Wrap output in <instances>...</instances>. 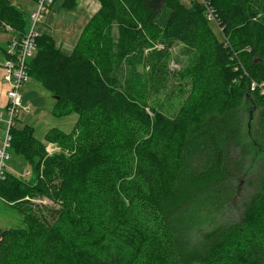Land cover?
Masks as SVG:
<instances>
[{
	"label": "trees",
	"instance_id": "1",
	"mask_svg": "<svg viewBox=\"0 0 264 264\" xmlns=\"http://www.w3.org/2000/svg\"><path fill=\"white\" fill-rule=\"evenodd\" d=\"M96 1L70 56L40 35L28 63L30 80L57 98L53 116L78 119L44 141L30 126L11 130V154L34 178L7 170L0 181V201L24 218L0 228V264L18 247L32 264H264V0ZM28 25L0 0V27L21 40ZM177 44L189 58L173 77L179 107L150 113L123 71L139 64L165 78ZM48 143L68 159L43 162ZM249 177L241 218L223 219Z\"/></svg>",
	"mask_w": 264,
	"mask_h": 264
},
{
	"label": "rangeland",
	"instance_id": "2",
	"mask_svg": "<svg viewBox=\"0 0 264 264\" xmlns=\"http://www.w3.org/2000/svg\"><path fill=\"white\" fill-rule=\"evenodd\" d=\"M10 2L21 11L24 12L27 19L36 11L37 3L34 0H10ZM99 3L96 0H78L77 5L73 9L62 8V1L57 0L55 4L47 10L43 15V19L38 24V32L41 35L50 36L56 46L64 55L70 56L76 46L83 29L88 24L92 16L99 10ZM16 38V35L8 27H0V109L5 105L4 98L7 97L11 87L4 83L6 74V54L5 47ZM189 61L187 50L182 44H177L171 50V57L167 61L165 78H157L149 70H145L139 64H129L123 71V77L130 86L133 93L141 97L150 112V107L155 106L160 112L172 114L180 104V99H177V80L175 77L181 68ZM24 88V89H23ZM20 93L22 95V104L17 111L16 126L23 129L30 126L34 130L35 137L38 140H43L44 135L50 129L57 128L65 133H70L78 116L72 114L63 118L53 116L55 101L52 95L43 88L38 82L30 80L24 86ZM151 113V112H150ZM253 114L245 108V127L242 132V138L249 139L254 133V119H251ZM4 136V125L0 128V146ZM46 159H54L57 156L68 159L69 153L63 151L57 145L48 143L45 147ZM43 164V163H42ZM9 173L21 179L24 182L33 180L34 173L29 167L25 159L18 156L16 152L11 154V160L6 165ZM43 166H41V171ZM251 178L241 180L236 187L237 198L228 207L224 213L223 219L237 221L241 218L244 205L248 198L252 195L253 190L249 184ZM28 199V198H27ZM38 205H45L51 209H58L60 206L54 204L47 199L36 198L32 200ZM24 218L9 205H4L0 201V228L10 229L19 228L24 225ZM9 264H32L31 253L28 247H18Z\"/></svg>",
	"mask_w": 264,
	"mask_h": 264
},
{
	"label": "built area",
	"instance_id": "3",
	"mask_svg": "<svg viewBox=\"0 0 264 264\" xmlns=\"http://www.w3.org/2000/svg\"><path fill=\"white\" fill-rule=\"evenodd\" d=\"M57 0H37V9L29 16V25L23 39H13L6 48V64L4 83L11 89L7 95L8 103L5 110L0 112V128L4 125V136L0 146V181L4 180L6 165L11 160V130L16 126L17 111L22 104L21 89L30 82L28 63L36 49V42L41 35L38 24ZM186 1V0H185ZM264 93V91H263Z\"/></svg>",
	"mask_w": 264,
	"mask_h": 264
},
{
	"label": "crops",
	"instance_id": "4",
	"mask_svg": "<svg viewBox=\"0 0 264 264\" xmlns=\"http://www.w3.org/2000/svg\"><path fill=\"white\" fill-rule=\"evenodd\" d=\"M99 6V5H98ZM6 48H7V46L5 47V49H4V52L6 51ZM6 54V53H5ZM4 82V81H3ZM26 86V85H25ZM24 89V88H23ZM53 98V97H52ZM54 101H55V99H53ZM1 101H2V98H0V103H1ZM4 103H5V105L3 106V108H1L0 109V112L1 111H3V110H5V108H6V106H7V103H8V98L6 97V98H4ZM46 134H47V132H46ZM45 134V135H46ZM45 135H44V137H45ZM37 139V138H36ZM38 140V139H37ZM40 141V140H39ZM41 141H44V139L43 140H41Z\"/></svg>",
	"mask_w": 264,
	"mask_h": 264
},
{
	"label": "water",
	"instance_id": "5",
	"mask_svg": "<svg viewBox=\"0 0 264 264\" xmlns=\"http://www.w3.org/2000/svg\"><path fill=\"white\" fill-rule=\"evenodd\" d=\"M55 99H57V98H55Z\"/></svg>",
	"mask_w": 264,
	"mask_h": 264
}]
</instances>
